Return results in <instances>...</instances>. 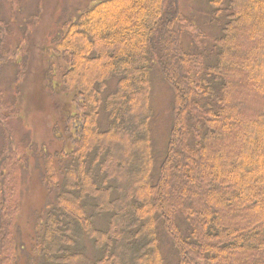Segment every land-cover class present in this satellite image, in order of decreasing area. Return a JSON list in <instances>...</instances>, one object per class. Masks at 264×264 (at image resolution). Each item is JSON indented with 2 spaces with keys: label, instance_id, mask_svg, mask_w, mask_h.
<instances>
[{
  "label": "trees",
  "instance_id": "obj_1",
  "mask_svg": "<svg viewBox=\"0 0 264 264\" xmlns=\"http://www.w3.org/2000/svg\"><path fill=\"white\" fill-rule=\"evenodd\" d=\"M207 6L209 16L202 18L184 13L180 0H100L66 25L72 49L61 50L56 39L52 56L71 63L60 68L62 86L78 92L73 108L78 102L82 130L75 135L67 127L71 142L52 154L44 175L50 198L27 264H264V119L253 107L264 96L258 89L264 85V0H207ZM243 25L235 52L242 63L232 81L231 49ZM6 52L0 50V62ZM159 73L173 93L162 156L151 123L161 121L152 106ZM244 82L258 84L260 95L246 110L242 93L234 94V84ZM103 113L111 120L107 129ZM255 125L248 143L244 135ZM222 130L236 136L230 153L214 152ZM128 131L140 137L126 143L122 160L113 147ZM244 144L258 152L243 153ZM125 163L136 172L131 185H125ZM197 203L206 207L198 210ZM10 237L0 210V264L15 259Z\"/></svg>",
  "mask_w": 264,
  "mask_h": 264
},
{
  "label": "rangeland",
  "instance_id": "obj_2",
  "mask_svg": "<svg viewBox=\"0 0 264 264\" xmlns=\"http://www.w3.org/2000/svg\"><path fill=\"white\" fill-rule=\"evenodd\" d=\"M98 1L100 0H1L0 19L4 20V28H0V50L7 51V55L0 62V210L4 211L6 220H9V227L17 243L15 259L9 264L13 261V264H27L37 219L46 209L50 198L48 187L44 184V175L48 174L47 167L52 162V154L56 150H63V144L71 142L66 132L67 127L75 135L82 130L77 125L76 114L80 110L78 102L77 107L73 108L78 92L62 86L60 68L65 69L71 63L60 57L57 61L52 56L56 39H59L57 46H61V50L72 49V44L67 41L68 35L64 34L66 25L78 15L80 9ZM180 6L184 13L202 18L208 11L207 0H180ZM253 8L256 9L257 6ZM246 21L247 18L244 22ZM243 27L244 25L236 31L235 43L231 49V60L235 66L232 69V81L238 76L242 63V60L236 59L235 52L241 41L240 32ZM185 41L188 44L191 38L186 36ZM204 43L208 42L204 40ZM263 47L262 45L261 49ZM188 51L200 52L196 47H191ZM159 75L161 74L154 79L152 106L161 116V121L156 117L151 123L154 143L159 146V154L162 156L173 123V93ZM109 81L110 91H113L116 81ZM258 87V84L251 86L248 82H244L242 86L234 84L237 91L234 94L241 92L244 96L243 110L259 101V92L255 91ZM258 89L262 91L264 85ZM262 97V104L253 106L257 109L258 119H264V96ZM226 113L227 110L222 116ZM104 115L105 113L100 115V123L103 129H107L111 120ZM253 123H257L256 120ZM259 127L260 125H255L248 129V133L244 135L248 143L256 136L255 130ZM220 134L215 142L214 152L224 149L230 153V148L235 146L236 136L229 139L225 137L223 130ZM121 135L122 140L118 142L120 146L114 145L113 154L124 160L126 143H135L140 135L133 137L129 131ZM249 145L242 146L243 153L249 148L257 150L255 146ZM262 149L263 147L259 151L262 152ZM261 155L262 153L260 156L258 153V160L262 159ZM134 157L140 161L136 154ZM125 165L129 171L125 185H131L136 172L133 171L132 164ZM210 165L215 167L214 164ZM236 168L237 165H233L228 172L231 173ZM261 168L264 169V162ZM213 185L220 186V183ZM196 207L199 210L206 206L197 203ZM249 218L257 219V215L250 212ZM22 244L25 249L21 248ZM128 253L133 255L131 249Z\"/></svg>",
  "mask_w": 264,
  "mask_h": 264
},
{
  "label": "bare ground",
  "instance_id": "obj_3",
  "mask_svg": "<svg viewBox=\"0 0 264 264\" xmlns=\"http://www.w3.org/2000/svg\"><path fill=\"white\" fill-rule=\"evenodd\" d=\"M74 83V82H73Z\"/></svg>",
  "mask_w": 264,
  "mask_h": 264
}]
</instances>
